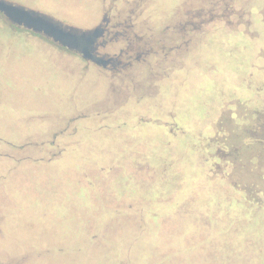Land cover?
<instances>
[{
    "label": "rangeland",
    "instance_id": "374dc122",
    "mask_svg": "<svg viewBox=\"0 0 264 264\" xmlns=\"http://www.w3.org/2000/svg\"><path fill=\"white\" fill-rule=\"evenodd\" d=\"M6 1L130 58L0 14V264H264V0Z\"/></svg>",
    "mask_w": 264,
    "mask_h": 264
},
{
    "label": "water",
    "instance_id": "95a60500",
    "mask_svg": "<svg viewBox=\"0 0 264 264\" xmlns=\"http://www.w3.org/2000/svg\"><path fill=\"white\" fill-rule=\"evenodd\" d=\"M0 14L14 26L43 35L62 48L71 51L80 50L86 61L94 60L93 46L101 36L99 28L82 30L67 26L48 15L6 0H0ZM107 63L103 61L98 65L105 68Z\"/></svg>",
    "mask_w": 264,
    "mask_h": 264
},
{
    "label": "flooded vegetation",
    "instance_id": "af4514ba",
    "mask_svg": "<svg viewBox=\"0 0 264 264\" xmlns=\"http://www.w3.org/2000/svg\"><path fill=\"white\" fill-rule=\"evenodd\" d=\"M110 23H111L110 19L107 18V16L106 17L104 16L102 18V23L98 24L95 27V28L100 29L101 36L99 39L95 41V44L93 46L94 60L87 61L88 64L92 63V64H96L97 66H101V65H98V63L106 61L108 63L106 64L105 69H111L112 67L119 66L122 63L120 56L127 55L130 58V56L128 55L129 53L126 54V52H123L124 50H120L119 53H116V52L113 54L111 52L109 53L108 51L109 49H113L118 45V42H119L118 36L120 34V32L115 31L116 25H113V27H109ZM130 40L131 39H129V41ZM132 42L133 41L131 40V43H130L131 46L133 45ZM74 52H76L80 57H82L80 50H76Z\"/></svg>",
    "mask_w": 264,
    "mask_h": 264
},
{
    "label": "crops",
    "instance_id": "0c3cea01",
    "mask_svg": "<svg viewBox=\"0 0 264 264\" xmlns=\"http://www.w3.org/2000/svg\"><path fill=\"white\" fill-rule=\"evenodd\" d=\"M32 34H33V32H32ZM99 72H101V71H99ZM103 72V71H102ZM106 74H103L106 78H107V80L109 79V77H110V75H109V73H107V72H105ZM109 75V76H108Z\"/></svg>",
    "mask_w": 264,
    "mask_h": 264
},
{
    "label": "trees",
    "instance_id": "16d2710c",
    "mask_svg": "<svg viewBox=\"0 0 264 264\" xmlns=\"http://www.w3.org/2000/svg\"><path fill=\"white\" fill-rule=\"evenodd\" d=\"M13 26H14V25H13ZM15 27H17V26H15ZM121 62H122V61H121ZM120 65H122V63H121ZM120 65H119V66H120ZM117 67H118V66H116V67L114 66V67H112L111 69L114 70V68H117Z\"/></svg>",
    "mask_w": 264,
    "mask_h": 264
}]
</instances>
